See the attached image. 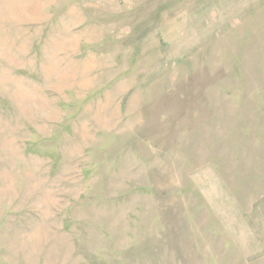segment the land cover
<instances>
[{
    "label": "rangeland",
    "instance_id": "1",
    "mask_svg": "<svg viewBox=\"0 0 264 264\" xmlns=\"http://www.w3.org/2000/svg\"><path fill=\"white\" fill-rule=\"evenodd\" d=\"M0 264H264V0H0Z\"/></svg>",
    "mask_w": 264,
    "mask_h": 264
}]
</instances>
